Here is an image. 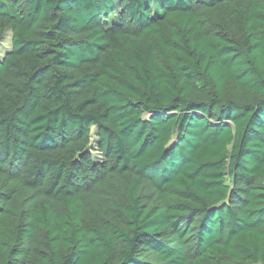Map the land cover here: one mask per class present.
Wrapping results in <instances>:
<instances>
[{"label":"trees","instance_id":"1","mask_svg":"<svg viewBox=\"0 0 264 264\" xmlns=\"http://www.w3.org/2000/svg\"><path fill=\"white\" fill-rule=\"evenodd\" d=\"M0 45V264H264V0H0Z\"/></svg>","mask_w":264,"mask_h":264},{"label":"rangeland","instance_id":"2","mask_svg":"<svg viewBox=\"0 0 264 264\" xmlns=\"http://www.w3.org/2000/svg\"><path fill=\"white\" fill-rule=\"evenodd\" d=\"M7 41V40H6ZM4 43H7L8 44V42H4ZM0 47H1V45H0ZM0 50H2V48H0Z\"/></svg>","mask_w":264,"mask_h":264}]
</instances>
